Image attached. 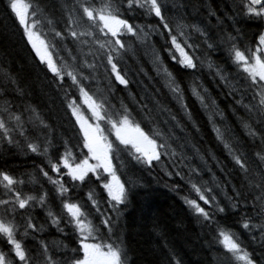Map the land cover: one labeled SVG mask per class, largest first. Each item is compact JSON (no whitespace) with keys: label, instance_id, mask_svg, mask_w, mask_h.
Returning <instances> with one entry per match:
<instances>
[{"label":"snow or ice","instance_id":"6c2138e0","mask_svg":"<svg viewBox=\"0 0 264 264\" xmlns=\"http://www.w3.org/2000/svg\"><path fill=\"white\" fill-rule=\"evenodd\" d=\"M177 6L183 7V5ZM9 7L18 18L26 42L31 45L39 63L52 74L57 90L63 91L67 108L70 109L71 115L75 117L83 133L81 151L86 148L90 155L78 160L76 154L67 147L65 142V151L58 155L55 161L50 158L47 161L49 170L56 178L49 175V171H45L43 167L40 168L41 175L56 186V193L61 198L60 214L48 206L47 192L39 196L24 194L17 190L24 184L23 179L13 177L7 172H0V184L5 189L4 196L8 197L0 199V235L10 246L9 252L0 250V264H128L122 240L119 243L116 241L103 243L98 235L101 228H105L108 233L112 232L115 221L120 216V206L126 205L128 201L129 187H134L138 183L137 180L127 177L126 184L125 180L120 178L112 162L113 156L118 157L121 151H127L138 163L149 169L153 166L165 167L168 176H172L173 172L167 171L164 158L172 161H175L177 157L181 161L188 159L183 154L184 145L177 144V147L181 149L180 152L177 151V147H173V144L179 140L174 129L183 130V125L177 116L170 109L160 105L154 96L152 100L157 107L153 113V109L148 107V100L143 96L137 99L136 94L132 93L129 88V85L133 83L132 78L127 68L121 67L127 65L126 57H135V49L128 37L139 41L142 45H147L151 35L164 36L167 34L169 37L168 54L183 69L195 72L204 67L206 63L208 69L214 71L215 77H218L230 89L229 95L241 94L240 100L236 103L241 105L250 117L247 121L240 118L242 126L248 137L253 141L259 139L264 144V32L257 34L254 47H245L243 50L236 43L237 37L231 33L225 32L218 41L219 44L228 45L231 63L244 74L248 86L254 89L252 99L256 102L244 104L243 92L246 89L243 85H240L239 81L234 82L223 66L217 65L211 59L205 61L197 56L199 45L189 43L194 32L203 38L207 49L215 51L216 45L210 42L208 32L199 24L186 23L183 14L175 18L167 16L166 14L171 10L169 0H101L98 6L95 3H89V0H75L74 3L64 5L67 14L64 32L56 29L54 21L44 15L39 4L33 6L24 3L23 0H10ZM241 7L244 15L264 21V0H247V3L242 4ZM121 8L128 13H133L135 10L142 11L146 16L158 18L161 25L159 27L150 24L134 25L129 22V19L121 18ZM210 15L216 16V13L210 11ZM216 18L219 21V17ZM230 19H233L235 23L234 17ZM45 25L49 26L52 33L51 41L42 37L40 29ZM161 28L164 31H161ZM235 31L239 34V29ZM69 42L73 44V48L67 46ZM57 44H60L62 49L57 48ZM61 50L66 53L67 59L59 55ZM54 53H56L55 56ZM176 53H179V57ZM153 56L157 75L163 74L165 87L176 98L184 115L191 120V113L183 99V90L175 75L163 63V57L155 48H153ZM101 75L107 80V88L98 86L101 82L99 79ZM66 78L67 85L65 84ZM113 80L128 92L131 103L137 110L136 113L124 103L123 99L119 101L118 109L112 104L111 94L115 91L112 86ZM94 83L97 87L92 88ZM7 84L15 86V91L19 95H24V90L19 87L15 77L8 72L4 73V84L0 85V94L5 93ZM72 89L76 90L77 96L71 95ZM192 91L201 104L208 108L209 105L205 100L208 90L205 88L203 95L195 87ZM77 99L81 100V104H77ZM211 104L214 109L218 108L215 100H212ZM83 105L87 106L86 110L91 119L84 115ZM28 111L31 112V122L38 131L42 134L53 131L52 126L40 116L34 106L29 105ZM137 114H141V119L150 123L151 127L148 131L142 127ZM161 114H166L168 119L158 120L157 116ZM220 115L223 119V113ZM10 124L11 127H9ZM102 124L107 126L109 134H105ZM193 126L195 127L194 122ZM214 130L217 138L224 141L221 130L215 125ZM27 131L22 114L13 112L11 102L5 100L4 106L0 109V136L10 144H18L12 135L16 133L25 138L26 147L32 153L47 156L52 144L51 139L45 137L42 142H33L27 138ZM112 134H114L115 143L109 138ZM224 146L235 166L243 174L242 188H236L233 185L234 195L226 196L225 203L222 205L213 191L214 187L221 188L213 174L212 187L208 186V182L198 185L189 181L192 190L197 194V199L184 198L185 203L194 210L202 224L209 227L215 226L216 240L223 245L225 256L231 257L234 264L235 262L257 264L253 254L247 248L242 247L243 241L239 234L231 227H223L216 217L238 216L239 219L234 221V226L247 230L252 241H258L264 246V149L256 152L254 161L249 162L243 150L233 148L226 141H224ZM192 147L195 148L194 145ZM195 151L199 153V149ZM93 159L95 163H90ZM217 165L219 166V161ZM190 171L199 173V169L196 168ZM90 173L95 176L96 180L101 181L102 189L107 193L104 203L109 207L103 211V205L97 198L98 194L94 190L87 193L91 209L100 218L99 225L94 224L90 218V213L86 210L89 205H84L67 195L71 189L64 183V178L68 177L73 187L77 186L74 182L84 184L90 179ZM175 174L180 175L179 172ZM181 179L184 177L181 176ZM243 188H246L251 196V203L248 202L249 195L245 194ZM36 205L46 209L49 223L59 232H64L61 223L62 220H66L77 235L79 248L69 250L73 255L67 260H54L49 252L48 242L41 240L39 251L36 252L27 249L22 241L17 239L21 231L24 236H27L30 232L40 233L44 230V226L34 223L31 216H24L21 218L22 223H16L19 210H30ZM246 208L254 211L261 223L253 224V218L246 212L241 215L242 209ZM113 213L115 220L111 215ZM255 231L259 232V237L252 235ZM61 247L67 248L66 245H61ZM78 252H82V258H77L76 253ZM259 259L260 264H264V257H259ZM176 264H179V261Z\"/></svg>","mask_w":264,"mask_h":264},{"label":"trees","instance_id":"16d2710c","mask_svg":"<svg viewBox=\"0 0 264 264\" xmlns=\"http://www.w3.org/2000/svg\"><path fill=\"white\" fill-rule=\"evenodd\" d=\"M27 4L35 6L39 4L46 17L54 21L58 31L64 32L67 23V14L64 5L74 3L75 0H23ZM101 0H89V3H95L97 6ZM10 0H0V85L4 84V73H10L21 89L24 95L21 96L15 91V86L7 84L4 94H0V109L4 106V101L11 102V110L17 114H22L24 127L27 131V138L33 142H42L45 137L52 141L49 147V154L38 155L32 153L26 147L25 138L12 133L17 143H8L5 138L0 136V172H7L9 175L18 179H23L24 184L17 189L27 195L39 196L43 192L48 193L47 204L60 214L61 198L56 193V186L52 185L40 173V168L49 171L47 161H55L58 155L65 151V142L77 159H83L90 155L87 149L82 148L83 133L76 123L75 117L71 115L67 108V101L64 93L57 90L53 82V76L45 66L40 64L31 45L26 42L22 26L15 13L9 7ZM247 0H169L170 11L166 14L170 17H178L181 14L185 17V22L189 24H199L205 28L216 47L215 51L207 49L203 38L196 33H192L189 43L199 45L196 55L201 59H211L217 65L223 66L230 78L246 89L243 92L244 104L255 103L252 99L254 89L247 84L244 74L231 63L228 55V45L219 44L220 38L227 33L237 37L236 43L243 50L245 47H254L257 41V34L264 32V21L259 18L248 17L243 14L242 4ZM177 5H183L178 7ZM210 11H214L216 16H211ZM31 12V9H29ZM122 17L129 19L130 23L141 25H153L159 27L161 22L156 17L146 16L142 11L135 10L133 13L125 12L121 8ZM216 17H219V21ZM235 18V23L233 19ZM222 22V23H221ZM235 29H239V34ZM161 31H164L162 28ZM42 37L46 40L52 39V33L49 26L45 25L41 29ZM135 49V57H126V67L133 83L129 85L136 98L142 96L148 100V107L156 111V105L152 100H158L160 105L170 109L177 116L183 125V130L174 129L179 140L173 144L184 145L183 154L188 159L175 161L164 158V165L167 171H172L173 175L168 176L165 167L153 166L151 169L138 163L127 151H121L119 156H113V164L116 167L117 174L127 184V177L138 181L134 187H129V198L126 205L120 206L119 219L115 221L112 232L108 233L105 228H101L99 240L103 243L123 241V246L127 253L128 264H234L231 257L225 256L223 245L216 240L215 226H206L197 218L194 210L185 203V199H197V194L192 190V183L202 185L208 182V186H213V174L221 188H213L221 204L225 203L226 196L234 195L232 186L242 188L244 184L243 174L238 170L232 161L228 150L224 146V141L231 144L233 148L243 150L250 162L254 161L256 152L264 149V144L259 139L253 141L248 137L246 130L242 126L241 119L249 120L250 117L245 109L236 103L240 100V93L229 95L230 89L227 88L218 77H215L214 71H210L205 66L198 71L185 70L176 61H173L168 54L167 34L160 36L153 34L149 37V43L142 45L139 41L128 37ZM73 48L71 42L67 45ZM57 48H61L57 44ZM153 48L163 57V63L167 65L180 87L183 90V99L191 113L189 120L183 112L180 104L172 93L165 87L163 74L157 75L156 66L153 64ZM54 56L56 53L53 54ZM60 56L67 59L66 53L61 50ZM179 57V53H176ZM59 62V61H58ZM87 74V73H86ZM100 88H107V80L103 75L100 76ZM65 84H68L67 78ZM88 85H86L87 87ZM112 86L115 91L111 94V102L117 109L119 101L123 99L124 103L133 109L135 106L131 103V98L123 86H119L113 80ZM97 87L94 83L92 88ZM193 87L204 94L203 90H208L205 97L209 107L205 108L200 100L193 94ZM91 91V88L89 89ZM72 96H77L75 89L71 91ZM215 100L218 108H213L211 101ZM77 104L81 100L77 99ZM34 106L40 113V116L52 126L51 133H41L31 122L32 114L28 111V106ZM87 106H82L85 116L91 119L86 110ZM220 113H223V119ZM137 119L141 120L142 127L148 131L151 127L148 121L141 119V114H137ZM158 120L168 119L166 114L157 116ZM193 122L195 127L193 126ZM14 123V122H13ZM215 127L219 128L224 136V141L217 138ZM12 125L10 124L9 127ZM105 134H109L107 126L102 124ZM114 140V134L109 135ZM195 146L193 148L192 146ZM199 149V153L195 151ZM177 151L181 149L177 147ZM203 159H202V158ZM215 157V159H213ZM219 161V166L217 165ZM122 162V163H121ZM95 163V160H90ZM175 164V167H173ZM199 169V173L191 172L190 169ZM179 172L180 175L175 173ZM107 175L106 173L104 174ZM181 176L184 179H181ZM90 179L84 184L69 182V178H64V183L71 191L67 194L73 200H78L84 205H89L87 193L94 190L101 201L102 211L109 206L104 203L107 199V193L102 189L101 181L96 180L93 174H89ZM53 178H56L53 175ZM4 187L0 184V199H7L4 196ZM246 195H249L246 188H243ZM258 194V193H257ZM249 203L251 196L249 195ZM203 206V205H202ZM90 213V218L94 224H100V218L93 212L90 205L86 208ZM211 211V209H208ZM247 213L252 217L253 224L261 223L256 218L254 211L242 209L241 215ZM115 220V214H111ZM31 216L33 222L38 226L43 225L44 230L40 233H29L24 236L21 233L17 235L24 246L29 250L39 251V242L41 240L49 243V252L54 260L65 261L73 253L69 250L78 249L77 235L73 232L66 220H62L61 227L64 232H59L49 223L46 215V209L36 205L30 210H19L16 215V223H22V217ZM9 219V217H5ZM223 227H231L233 231L239 234L243 241L242 247L253 254V258L260 264L259 257H264V246L258 241L254 242L247 230L234 226V221L239 217L229 216L222 218L217 216ZM259 237V232L252 233ZM55 242V244L53 243ZM66 245L67 248L61 247ZM0 250L9 252L10 246L5 238L0 235ZM77 258H82V252L76 253ZM238 264V262H235Z\"/></svg>","mask_w":264,"mask_h":264},{"label":"rangeland","instance_id":"374dc122","mask_svg":"<svg viewBox=\"0 0 264 264\" xmlns=\"http://www.w3.org/2000/svg\"><path fill=\"white\" fill-rule=\"evenodd\" d=\"M23 2L26 3L25 1H23ZM250 162H252L251 159H250Z\"/></svg>","mask_w":264,"mask_h":264}]
</instances>
